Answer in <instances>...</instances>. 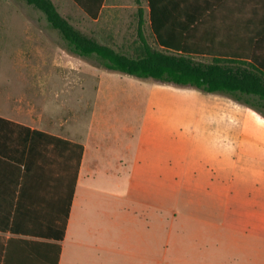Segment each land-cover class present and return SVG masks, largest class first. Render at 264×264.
<instances>
[{"label":"crops","instance_id":"1","mask_svg":"<svg viewBox=\"0 0 264 264\" xmlns=\"http://www.w3.org/2000/svg\"><path fill=\"white\" fill-rule=\"evenodd\" d=\"M152 1L161 38L195 61L264 69V0ZM127 6L104 0L96 20L124 23L105 13ZM151 80L79 135L0 108V264H170L184 234L225 227L248 106Z\"/></svg>","mask_w":264,"mask_h":264},{"label":"rangeland","instance_id":"2","mask_svg":"<svg viewBox=\"0 0 264 264\" xmlns=\"http://www.w3.org/2000/svg\"><path fill=\"white\" fill-rule=\"evenodd\" d=\"M53 1L83 34L129 56L142 53L134 0H120L131 6L106 11V16L126 18L124 23L113 24L92 20L72 0H66L70 5ZM145 33L155 47L147 28ZM102 79L109 82L100 93ZM130 79L152 81L108 70L96 57L73 53L45 15L26 1L0 3L3 110H19L26 120L79 135L91 128L98 113L115 115L127 111L128 98H144L143 88L127 84ZM248 108L225 227L207 235L202 231L184 234L185 245L179 246L178 252L170 247V264H264V113Z\"/></svg>","mask_w":264,"mask_h":264},{"label":"trees","instance_id":"3","mask_svg":"<svg viewBox=\"0 0 264 264\" xmlns=\"http://www.w3.org/2000/svg\"><path fill=\"white\" fill-rule=\"evenodd\" d=\"M24 1L45 15L50 26L67 42L70 51L86 58L96 57L100 65L108 70L137 78H151L178 87L224 94L264 113V69L260 66H235L219 61L211 64L195 61L185 52L184 47L176 48V41L161 38L155 27L152 0L149 1L152 8L153 30L158 36V44L165 49H156L148 42L143 32L144 9L141 0H136L139 16L138 39L142 45V53L138 56H129L83 34L60 13L53 0ZM73 1L92 20L97 19L104 3V0ZM179 51L181 53H178ZM0 120L9 123L4 119Z\"/></svg>","mask_w":264,"mask_h":264}]
</instances>
